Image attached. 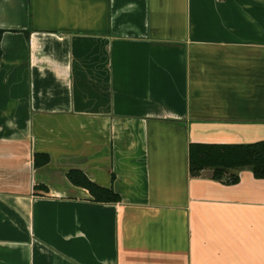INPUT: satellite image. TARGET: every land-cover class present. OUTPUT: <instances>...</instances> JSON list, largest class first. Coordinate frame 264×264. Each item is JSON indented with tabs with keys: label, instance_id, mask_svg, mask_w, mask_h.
<instances>
[{
	"label": "crops",
	"instance_id": "0c3cea01",
	"mask_svg": "<svg viewBox=\"0 0 264 264\" xmlns=\"http://www.w3.org/2000/svg\"><path fill=\"white\" fill-rule=\"evenodd\" d=\"M0 29V264H264V177L189 164L264 143V0H0Z\"/></svg>",
	"mask_w": 264,
	"mask_h": 264
},
{
	"label": "trees",
	"instance_id": "16d2710c",
	"mask_svg": "<svg viewBox=\"0 0 264 264\" xmlns=\"http://www.w3.org/2000/svg\"><path fill=\"white\" fill-rule=\"evenodd\" d=\"M2 30L0 29V35ZM189 164L192 172L196 173L204 167L212 169L214 178H221L228 169L248 166L257 178L264 177V143L254 144H192L189 150ZM74 171L68 173L73 182H79L74 176ZM227 182H233L237 177L234 175L227 176ZM80 183L88 187L90 191L101 193L106 199L116 200L117 195L105 188L94 185L83 178ZM97 198V194H95Z\"/></svg>",
	"mask_w": 264,
	"mask_h": 264
}]
</instances>
